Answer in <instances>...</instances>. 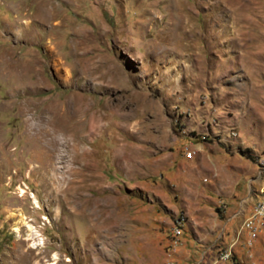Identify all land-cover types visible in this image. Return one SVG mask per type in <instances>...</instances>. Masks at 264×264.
<instances>
[{
  "label": "rangeland",
  "instance_id": "obj_1",
  "mask_svg": "<svg viewBox=\"0 0 264 264\" xmlns=\"http://www.w3.org/2000/svg\"><path fill=\"white\" fill-rule=\"evenodd\" d=\"M263 155L264 0H0V264H264Z\"/></svg>",
  "mask_w": 264,
  "mask_h": 264
},
{
  "label": "bare ground",
  "instance_id": "obj_2",
  "mask_svg": "<svg viewBox=\"0 0 264 264\" xmlns=\"http://www.w3.org/2000/svg\"><path fill=\"white\" fill-rule=\"evenodd\" d=\"M95 124V123H94ZM93 124V125H94ZM262 162H264V155L260 158V160H259V165L262 163ZM263 173H264V171H263ZM262 198L260 199V200H258L257 201V203H256V206H255V210H256V212H255V214H254V216L250 219L249 218V220H247V222L244 224V227H246V229H250L251 230V228H253V227H255V225L257 224V218H258V209L257 208H259L261 205H262V202H263V195H264V189H263V191H262ZM186 222H187V218H186ZM28 231H30L31 233L29 234V236H30V238L29 239H31V240H33L34 239V241H33V243L29 246V248H33V249H39V248H41V246L44 244L43 242H41L40 240H35L36 238H37V235H36V232L34 231V229H33V227L32 226H28ZM175 232V233H174ZM183 233V229L182 228H178V217L176 218V220H175V222H174V225H173V227H172V243H174L175 242V239H178V241H179V236L181 235ZM39 237V236H38ZM171 241V240H170ZM172 243H171V245H172ZM172 248H171V252L169 253V255L167 256V260H166V263L165 264H174V262L171 260V254L172 255H174L175 253H176V250H177V248L179 247V245H178V247L177 248H175L174 249V246H171ZM226 257H230V254H227L226 255ZM226 257H224V258H226ZM54 259L56 260L57 259V256L55 255L54 256ZM68 261H70V260H68ZM49 264H55V262L54 263H49Z\"/></svg>",
  "mask_w": 264,
  "mask_h": 264
},
{
  "label": "crops",
  "instance_id": "obj_3",
  "mask_svg": "<svg viewBox=\"0 0 264 264\" xmlns=\"http://www.w3.org/2000/svg\"><path fill=\"white\" fill-rule=\"evenodd\" d=\"M202 114H205L204 115V117H200V115H196L195 116V118H193V117H189L188 119H189V122H190V124H188V126L190 127V129H191V131H193V132H195V135H197V134H200V133H202L203 131H204V127H202V125H201V120L203 119V118H207V112H206V110H204V111H200ZM210 129L212 130V131H219V129L217 130H215V128H213V127H210ZM183 138V137H182ZM185 138H189V140L187 139V144L188 145H190L193 149H196L197 148V146H201L200 144L198 145L197 143H195L196 141H197V137L195 136H191L190 135V137H185ZM174 139V144L175 145H177V147H178V149H180L181 147H182V145H183V139H177V136L176 137H174L173 138ZM193 152H189V153H186V156H190L191 154H192ZM260 156V155H259ZM262 157V156H261ZM260 157V158H261ZM260 158L258 159V161H256V164H257V166L259 165V160H260ZM257 160V159H256ZM260 166V165H259ZM258 166V167H259ZM260 168V167H259ZM263 173V172H262ZM264 174V173H263ZM263 191V190H262ZM261 194H262V192H261ZM260 194V199L262 198V195ZM259 199V200H260ZM256 206V205H255ZM245 209L247 210V204L245 205ZM250 218V217H249ZM248 218V219H249ZM247 219V220H248ZM195 222V225H197V223L199 224V222L198 221H194ZM173 224H174V222H173ZM173 224H172V227H173ZM187 225V224H186ZM198 226V225H197ZM195 230H193V231H196V230H198V229H196V228H194ZM192 240L195 242H197V237H194V239L192 238ZM183 248V247H182ZM177 251V250H176ZM181 252L182 251H184L183 249L182 250H180ZM180 252V253H181ZM180 255V254H179ZM188 256H189V254H187ZM186 252H183V254L181 255V256H179V258H180V261H179V263L178 264H188L186 261H185V259H186ZM209 257V256H208ZM207 258V257H206ZM206 258H205V260H206ZM216 258L217 257H215V258H213V260L212 259H210V262L208 263L207 261H206V263L207 264H212L215 260H216ZM165 261V260H164ZM164 264V263H163Z\"/></svg>",
  "mask_w": 264,
  "mask_h": 264
},
{
  "label": "built area",
  "instance_id": "obj_4",
  "mask_svg": "<svg viewBox=\"0 0 264 264\" xmlns=\"http://www.w3.org/2000/svg\"><path fill=\"white\" fill-rule=\"evenodd\" d=\"M216 112H217L216 110L212 111L210 113V116H218V114H216ZM207 136H205V137H207ZM260 171L261 172L264 171V162H262L260 164ZM257 209H258L257 224L255 225V227H253V228H251V230H249V233L251 234V236H255L257 234L258 230L262 227V225H264V195H263L262 205L259 208H257ZM177 216H178V228H182L183 229L185 224H186V216L184 214H182V213L178 214ZM178 245H179V241H178V239H175V242L172 243L171 246H174V249H175V248L178 247ZM217 253H227V250L219 248L217 250L216 254ZM205 255H206V253L203 254V258H206Z\"/></svg>",
  "mask_w": 264,
  "mask_h": 264
}]
</instances>
